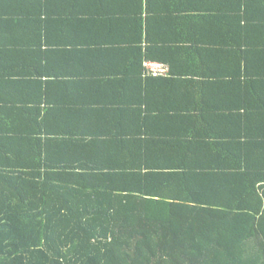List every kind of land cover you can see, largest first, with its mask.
Masks as SVG:
<instances>
[{
	"label": "trees",
	"instance_id": "16d2710c",
	"mask_svg": "<svg viewBox=\"0 0 264 264\" xmlns=\"http://www.w3.org/2000/svg\"><path fill=\"white\" fill-rule=\"evenodd\" d=\"M131 1L104 16L90 0H0V264H264V0ZM112 16L146 30L129 74L145 72L180 104L129 108L141 124L154 116L148 150L159 156L63 167L44 90L63 77L65 54L88 53L91 27L113 29ZM169 22L180 39L164 34ZM70 34L79 49L50 41ZM184 47L182 75L167 57ZM157 57L169 76L148 73Z\"/></svg>",
	"mask_w": 264,
	"mask_h": 264
},
{
	"label": "crops",
	"instance_id": "0c3cea01",
	"mask_svg": "<svg viewBox=\"0 0 264 264\" xmlns=\"http://www.w3.org/2000/svg\"><path fill=\"white\" fill-rule=\"evenodd\" d=\"M170 2L172 7L174 4L175 6L180 4L178 0H170ZM131 3L133 4L131 0H90L86 6L93 10L103 7L105 10L102 13L105 16L115 11L127 12ZM152 3L162 5L159 0H152ZM108 20L113 29L103 31L101 27L104 25L97 26L95 30L91 27L87 38V42L91 44L86 49L88 53L83 59L79 54H65L64 63L55 67L59 72L64 73L63 77L55 79L54 83H49L44 90L42 107L51 106L57 109L46 114L45 117L47 127L50 131H55L54 138H58L51 156L54 157L56 164H62L63 167L78 166L79 169L103 165V168L113 169L141 164L148 154L159 156L160 152L156 149L148 150V145L155 144L152 142L148 144V140H153L151 133L154 134L159 129L154 116L141 124L133 117L131 119L129 108L135 105L136 101H141L144 105L148 102L152 109L157 106L180 104L179 100L172 99L171 94L164 95L163 88L157 80L145 78V72L142 79L136 77L139 74L136 71L135 75L129 74L133 55L138 51L136 48L146 51L145 28L142 36L140 28L129 25L127 28L126 21L122 17L112 16ZM172 24L174 23H164V34L168 35L170 32L173 38L180 39L179 29ZM66 40L74 44L73 51L79 49L80 43L84 42L80 34L50 36L51 42L60 45ZM188 53L184 47V50L177 52L173 57H167L168 60L176 59V73L183 75L188 72L185 68ZM160 58L157 57L150 62L163 63L162 65L167 64V68L170 67L169 63L162 62ZM170 69L168 68V74ZM206 72L210 74L209 71ZM168 74L166 76H169ZM67 80L72 82L70 88L65 85ZM161 84L164 85L162 82ZM189 103L192 104L193 101ZM184 104L185 102H182L181 105ZM193 126H189L187 135L193 134V131L195 133L198 129ZM208 128L211 132L219 133L220 127ZM72 133H75L76 137H73ZM157 138L158 136L154 137ZM65 139L66 143L62 146ZM133 154L138 155V158H133ZM169 163L172 164L173 160Z\"/></svg>",
	"mask_w": 264,
	"mask_h": 264
},
{
	"label": "built area",
	"instance_id": "2783aa9c",
	"mask_svg": "<svg viewBox=\"0 0 264 264\" xmlns=\"http://www.w3.org/2000/svg\"><path fill=\"white\" fill-rule=\"evenodd\" d=\"M144 66L147 68L148 73L153 76L165 75L168 72V68L159 63L146 62Z\"/></svg>",
	"mask_w": 264,
	"mask_h": 264
}]
</instances>
